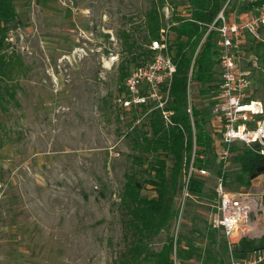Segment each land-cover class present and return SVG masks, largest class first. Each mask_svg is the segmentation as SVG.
Segmentation results:
<instances>
[{
	"label": "rangeland",
	"instance_id": "374dc122",
	"mask_svg": "<svg viewBox=\"0 0 264 264\" xmlns=\"http://www.w3.org/2000/svg\"><path fill=\"white\" fill-rule=\"evenodd\" d=\"M250 2L230 3L226 16L236 21L254 17L258 9L249 8ZM168 5L174 18L189 14V0L14 1L17 19L6 35L12 53H6V76L0 80V182L6 187L0 264H120L131 233L130 214L121 200L126 175L144 184L145 197L156 198L145 181L153 178L148 162L164 155L141 153L137 141L145 133H127L129 125L118 120L113 98L121 91L123 72L142 60L138 54L148 44V12L157 7L162 27ZM103 30L112 31L117 44ZM245 40L240 65L248 67L251 58L259 63L248 93L264 101V37ZM109 49L120 52V62L103 79L101 58ZM216 94L217 87L192 77V106L206 119L212 138L219 137L212 114ZM213 144L201 157L209 175L193 173L204 185L202 192L179 190L177 217L151 241L158 251L173 237L172 264L231 262L223 233L211 224L219 174ZM239 172L232 158L229 189L264 193L263 176L240 183ZM255 245L264 249V236Z\"/></svg>",
	"mask_w": 264,
	"mask_h": 264
},
{
	"label": "trees",
	"instance_id": "16d2710c",
	"mask_svg": "<svg viewBox=\"0 0 264 264\" xmlns=\"http://www.w3.org/2000/svg\"><path fill=\"white\" fill-rule=\"evenodd\" d=\"M14 1L0 0V80L6 76L5 69L8 65L5 53L8 47L6 41L8 26L17 19ZM228 1L189 0L188 16L186 18L175 16L174 18L177 24L171 27V34L175 37L170 38L173 60L177 67L171 89L174 125L167 128L160 114L154 112L140 128L129 132L131 134L145 133L141 140L137 141L141 153H157L164 155V158L158 157L148 162V170L153 174V178L145 181L155 189L156 198L145 197L143 195L144 184L136 180L132 174L126 175L121 200L130 214L127 225L131 233L126 234L127 249L120 258V264H172L175 247L173 237H168L166 243L158 251L152 250L151 241L163 230H168L178 215L175 197L179 190L186 188L184 178L188 174L194 151L193 125L196 131L197 148L195 160H193L194 166L206 168L208 163L201 158L202 153H209L214 148L212 134L206 128L207 121L195 107L192 109L194 122L191 121V116L187 111L188 88L192 77H195L197 83L208 84L211 88L218 85L220 75L216 43L218 35L211 31L203 43L202 40L209 26L216 20ZM240 1L247 0H230L228 5L240 3ZM249 1H252L248 4L249 8L259 10L264 5V0ZM147 22L149 34L147 43L149 44L151 39L158 38L159 30L164 26L161 27L160 14L156 6L148 12ZM147 46L144 52L138 54V61L140 58L145 60L149 57L150 51ZM127 75L125 71L122 77ZM255 149L256 147L250 148L244 145L234 146L232 149L231 160L234 158L238 164L240 172L236 179L240 183H249L259 176L264 177V155H260ZM169 157L172 159L171 166L168 165ZM133 161L143 163V160ZM203 187V183L193 175L190 177L187 185L190 193L199 194ZM224 248L228 250L226 242ZM254 248H258L255 240H243L234 253L237 257H244Z\"/></svg>",
	"mask_w": 264,
	"mask_h": 264
},
{
	"label": "built area",
	"instance_id": "2783aa9c",
	"mask_svg": "<svg viewBox=\"0 0 264 264\" xmlns=\"http://www.w3.org/2000/svg\"><path fill=\"white\" fill-rule=\"evenodd\" d=\"M229 1L209 26L204 37L205 40L211 31L217 33V60L220 68L217 102L212 107V114L219 122V137L216 144L219 174L215 185L216 210L211 224L214 229L223 232L231 256L230 264H264V249L259 247L248 252L243 258L234 255L243 240L256 241L264 236L262 197L260 194L232 190L226 185L234 146L256 147V152L264 155V101L254 99L248 93L254 81L255 70L259 68L258 59L248 60L250 64L248 67L242 68L240 65L244 60L246 36H250L256 42L264 37V5L252 18L229 21L224 14ZM173 11V7L169 5L165 7L167 24L159 30L158 38L151 39L148 44L149 57L128 73L120 85V93L113 98L118 120L129 125L126 128L127 133L140 128L154 112L160 114L167 128L174 125L171 89L177 67L170 46V34L171 27L177 23L174 22ZM103 31L110 34L109 40L117 44V38L112 31ZM7 43L9 46V42ZM9 49L10 47L5 50L7 55L12 53V49ZM101 61L103 68L101 77L105 79L106 73L120 62V52L109 49L107 54H103ZM187 111L192 118L190 87ZM195 139L193 126L194 149ZM193 160L195 151L187 174L185 189L187 192V185L194 171L201 176L209 175L206 168L195 169ZM5 190V184L0 182V212Z\"/></svg>",
	"mask_w": 264,
	"mask_h": 264
},
{
	"label": "crops",
	"instance_id": "0c3cea01",
	"mask_svg": "<svg viewBox=\"0 0 264 264\" xmlns=\"http://www.w3.org/2000/svg\"><path fill=\"white\" fill-rule=\"evenodd\" d=\"M228 19H229V21H236V18L235 17H228ZM248 38H250V36H248ZM171 39H172V37H171ZM245 42H246V40H245ZM245 44V43H244ZM245 47V46H244ZM173 52V51H172ZM244 59H245V57H244ZM219 68V67H218ZM219 72H220V68H219ZM220 74V73H219ZM218 82H219V79H218ZM189 87H190V85H189ZM188 90H189V88H188ZM251 95H252V93H250ZM216 97H217V94H216ZM254 99H258V98H254ZM214 102H217V98H215V101ZM192 109H193V106H192ZM217 121V120H216ZM218 122V121H217ZM218 128H219V122H218ZM217 135H218V133H217ZM212 137H213V135H212ZM217 139H218V137L216 136V137H214V138H212V141L213 142H215V143H218L217 142ZM259 177H261V176H259ZM258 178V177H257ZM263 186V185H262ZM261 190H264V187H261ZM257 194H260V195H263L264 193L263 192H257ZM219 231H221V230H219ZM222 232V231H221ZM223 233V232H222ZM225 242H226V239H225ZM227 243V242H226ZM228 251V250H227ZM247 256V255H246ZM245 257V256H244ZM240 258H243V257H240Z\"/></svg>",
	"mask_w": 264,
	"mask_h": 264
}]
</instances>
